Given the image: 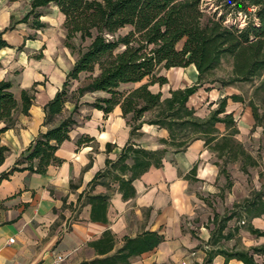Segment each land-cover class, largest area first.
<instances>
[{
	"label": "crops",
	"instance_id": "obj_1",
	"mask_svg": "<svg viewBox=\"0 0 264 264\" xmlns=\"http://www.w3.org/2000/svg\"><path fill=\"white\" fill-rule=\"evenodd\" d=\"M30 10V0H0V35L8 44L0 49V81L10 82L18 105L11 125L0 134V144L7 148L0 175L26 154L40 133L56 127L69 116L75 124L69 139L55 152L59 164L49 165L43 175L24 170L1 181L0 264L90 262L114 254L123 245L124 238H135L143 232H156L163 236V241L153 250L131 257L129 264H201L209 262V257L210 263L223 264L220 241H233L235 237L241 242V250L249 254L253 248L264 249V214L241 220L240 224L246 228L238 223L228 225L233 217L219 231L220 219L232 213L209 217L205 211L206 198L219 193L215 189L219 177L214 155L202 140L191 142L182 152H166L160 167L149 168L132 182L134 196L131 198L123 199L118 184L108 177L104 178V184L90 188L95 175L105 170L106 159L115 161L129 141L128 118H123L118 106L104 116L102 111L85 105L105 97L97 92L80 98L76 113H72L74 104L67 102L61 114L51 124L44 125V107L61 90L77 54L65 46L64 16L56 5L51 3L37 10L39 22L43 24L39 29L32 28L31 18L26 23L20 22ZM162 73L168 81L164 86L168 88L172 81L177 84L171 90L184 89L197 81L193 65ZM186 74L190 75L191 82ZM154 88L160 91L158 85L151 87ZM211 88L208 91L199 88L187 101L198 117L206 115L202 104L207 97L213 95V101L209 102H214L224 96L222 90ZM22 91L33 95L27 115L21 112ZM194 97L200 99V104L194 103ZM4 126L0 122V129ZM138 132L139 136L131 139L145 150H161L164 148L161 140L168 139V132L156 126L142 124ZM80 138L90 140L77 145ZM127 164L131 165V160ZM36 165L34 160L33 166ZM194 166L195 175H191ZM104 195L108 196L105 221L93 220L89 197ZM215 216L218 218L214 220ZM209 219L211 231L203 226ZM251 229L259 234H253ZM105 232L113 236V250L99 255L90 244ZM206 248L210 249L204 251ZM231 248L228 253L239 251L236 246ZM252 255L255 262L256 258L264 260L263 252ZM227 264L243 263L232 259Z\"/></svg>",
	"mask_w": 264,
	"mask_h": 264
},
{
	"label": "trees",
	"instance_id": "obj_2",
	"mask_svg": "<svg viewBox=\"0 0 264 264\" xmlns=\"http://www.w3.org/2000/svg\"><path fill=\"white\" fill-rule=\"evenodd\" d=\"M217 1L222 2V7L227 8L228 12L244 16V25H226L225 15L206 18L201 9V0H30L31 10L20 22L26 23L31 18L32 28H42L37 10L51 3L56 5L64 16L65 46L77 54V60L66 74L61 90L44 107V125L51 124L61 114L68 101V85L78 82L82 74H88L87 81L71 91L77 97L72 113L77 112L80 98L100 92L105 97L84 104L102 111L104 116L118 106L123 118L130 116L129 141L115 161L106 159L105 170L95 175L90 188L104 184V178L108 177L118 184V191L126 200L134 196L131 184L135 179L149 168L161 166L167 152L165 148L145 150L131 139L139 136L142 118L150 112H155V116L145 123L165 129L168 139L161 140V144L177 147L176 153L182 152L191 142L202 140L204 146L216 153L219 159L227 155L226 162H247L241 163L243 172H246V165H257L241 145L232 144L231 138L237 130L232 115L224 114L226 98L204 119L197 117L195 110L187 106L188 99L202 84L215 82L206 80L226 58L232 61L231 75L226 82H220L221 85L246 82L264 72V0ZM248 16H252L253 20L246 21ZM125 28H128L127 33L120 35L119 32ZM77 36L81 43L89 41V44L84 50L75 52L71 41ZM6 47L8 44L0 35V49ZM190 65L197 71L195 84L170 90L169 96L164 99L160 91L153 93L150 90L154 85L161 88L168 83L161 71ZM122 86L135 87L121 90ZM20 98L21 112L27 115L33 95L22 91ZM230 98L241 100L236 96ZM17 106L10 82L0 81V122L5 124L0 134L11 125ZM253 117L255 120L258 118L255 110ZM74 124L69 116L56 127L40 133L29 145L26 154L9 171L0 175V183L17 171L27 170L43 175L49 165L59 164L55 152L62 142L69 139ZM217 124L225 126V135L218 137ZM182 133L188 141H177V136ZM89 140L80 138L77 145ZM6 152L7 148L0 144V164ZM34 160L37 161L35 167ZM129 160L131 165L127 164ZM195 171L194 166L190 174L195 175ZM259 196L256 193L255 198L246 201L244 209L250 219L264 214V203ZM107 200V195L89 197L91 219L105 221ZM233 217L232 213L221 218L218 230H223L226 222ZM251 232L259 234L256 230L251 229ZM162 241L163 236L156 232H143L135 238H124L123 245L114 254L81 264H129L131 257L153 250ZM90 245L99 255H105L113 250L114 239L109 232H105L102 238ZM251 251L252 254L264 253V249L253 248ZM220 253L225 258L223 264L232 259L243 264H257L253 255L246 251ZM210 260L211 257L208 258Z\"/></svg>",
	"mask_w": 264,
	"mask_h": 264
},
{
	"label": "rangeland",
	"instance_id": "obj_3",
	"mask_svg": "<svg viewBox=\"0 0 264 264\" xmlns=\"http://www.w3.org/2000/svg\"><path fill=\"white\" fill-rule=\"evenodd\" d=\"M201 9L204 13L205 17L213 16L215 15V18H220L223 15H225V24L226 25H233L237 24L239 27H242L244 25L245 18L242 15L234 14L233 12H228V9L222 7V2H219L217 0H201ZM253 20L252 16H248L247 20ZM128 31V28H125L119 32L120 35L126 34ZM75 46V52L84 50L88 44L89 41H86L84 43H81L79 38L76 37L71 41ZM231 64L232 61L228 58L224 59L218 69H216L211 77L207 79L206 81L214 80L213 84L204 83L201 88H206V90H211V87H214V89L222 90V93H224L223 98H226V107H225V113L224 114H231L233 117V120L235 122V128L237 130V133L232 136V144L233 146L241 145V147L244 149L245 153L250 155V157L257 163L255 167L247 166L245 167L246 172L241 171V166L244 161H237V162H226L227 155H225L222 159H219L217 157V154L212 152L214 155V164L218 168V177L219 181L216 182L217 186L215 187L216 190H219V193L214 194L212 196H208L206 206L207 209L205 210L207 213H209V217H213L215 214L219 216H227L230 213H233L234 220L228 225H236L237 223L240 224L241 220H246L249 218V213L244 209L246 205V201L255 198V194H259L260 199L264 203V72H262L259 76L254 77L253 79L246 81V82H235L232 84L222 85L220 82H226L230 75H231ZM161 75H163L161 71ZM190 75L186 74V79L191 82V79L189 77ZM88 74H82L80 76V79L78 80V84L76 83H70L67 87L68 91V103L74 104L75 99H77L76 94L74 92H71L72 89L75 91V89L87 81ZM188 83V82H187ZM196 82H191L190 85L195 84ZM179 84H183L180 82ZM177 84H175L173 81L171 84L167 86H164L160 88V92L162 94V99L168 97V93L171 90L172 87H176ZM133 88L135 86H122L121 90H126L127 88ZM150 90L155 93L157 92V89H151ZM177 90V89H176ZM236 96L239 97L240 101H234L230 97ZM212 97V98H211ZM217 99L214 102H209L210 99H214L213 95L210 97H207L206 102L203 103V109L206 113L204 117H199L201 119L206 118L212 111L216 110L218 107L219 102L223 99ZM194 103L197 105L200 104V99L198 97H194ZM215 104V105H214ZM192 108V107H191ZM194 109V108H193ZM232 109L233 112H229V110ZM253 110H255L257 114V120L253 117ZM207 111L209 113H207ZM224 114L220 115L222 117ZM195 115L198 117V114L195 113ZM155 116V112L147 113L143 116L142 121L143 124H146L145 122L153 119ZM130 125V116L127 117ZM138 123V122H137ZM136 123V124H137ZM147 125V124H146ZM220 125V128L218 129L219 135L218 137H221L222 135H225L227 132L225 130V126L223 124H217ZM216 125V126H217ZM180 134V132H179ZM189 139L183 135L177 136V141L184 142L188 141ZM167 153H176L177 147L175 146H164ZM235 150V148H234ZM247 162H244L243 164H246ZM228 184H230L228 186ZM259 192V193H258ZM218 211V213L216 212ZM264 217V215H262ZM245 222V221H244ZM246 224V223H245ZM204 228L207 231H211L212 228V222L209 221L206 222V225H203ZM240 227H245L246 225H239ZM192 233L198 234L199 231L192 230ZM213 245V243H211ZM208 246H210V241L207 243ZM220 246L223 249V252H229L232 250L233 247H237L239 251L241 250V242L236 237L233 239V241H220ZM204 249V251H208ZM257 264H264V260L256 258ZM201 264H212L209 262L203 261Z\"/></svg>",
	"mask_w": 264,
	"mask_h": 264
},
{
	"label": "built area",
	"instance_id": "obj_4",
	"mask_svg": "<svg viewBox=\"0 0 264 264\" xmlns=\"http://www.w3.org/2000/svg\"><path fill=\"white\" fill-rule=\"evenodd\" d=\"M9 243H13V239H9Z\"/></svg>",
	"mask_w": 264,
	"mask_h": 264
}]
</instances>
